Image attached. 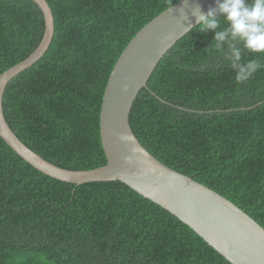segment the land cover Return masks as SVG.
Segmentation results:
<instances>
[{"label":"trees","instance_id":"16d2710c","mask_svg":"<svg viewBox=\"0 0 264 264\" xmlns=\"http://www.w3.org/2000/svg\"><path fill=\"white\" fill-rule=\"evenodd\" d=\"M46 53L14 76L3 110L14 133L67 169L102 166L105 85L136 32L178 0H46ZM223 27V25H222ZM198 25L161 58L130 111L163 164L228 198L264 227V54L243 82ZM219 30V29H218ZM44 34L33 0H0V74ZM226 46V45H225ZM0 264H231L188 225L125 183L75 185L23 160L0 137Z\"/></svg>","mask_w":264,"mask_h":264},{"label":"water","instance_id":"95a60500","mask_svg":"<svg viewBox=\"0 0 264 264\" xmlns=\"http://www.w3.org/2000/svg\"><path fill=\"white\" fill-rule=\"evenodd\" d=\"M33 1L43 13L44 34L29 56L0 74V137L47 176L75 185L119 180L175 215L231 264H264V227L228 198L155 158L139 142L129 120L133 102L158 62L198 25L193 10L199 7L206 13L217 7L219 0H178L130 39L109 74L99 111L106 163L83 170L63 168L42 157L20 140L4 114L8 82L37 62L53 38L51 7L46 0Z\"/></svg>","mask_w":264,"mask_h":264},{"label":"clouds","instance_id":"9594fccd","mask_svg":"<svg viewBox=\"0 0 264 264\" xmlns=\"http://www.w3.org/2000/svg\"><path fill=\"white\" fill-rule=\"evenodd\" d=\"M193 16L198 24L195 30L214 31L212 48L229 62L238 83L262 67L255 58L245 61L243 54H264V0H219L206 13L197 7Z\"/></svg>","mask_w":264,"mask_h":264}]
</instances>
